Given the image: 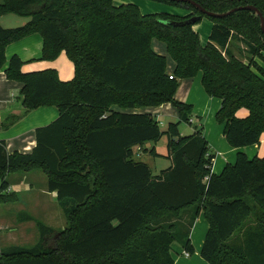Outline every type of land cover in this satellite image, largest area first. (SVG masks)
Returning <instances> with one entry per match:
<instances>
[{
	"label": "trees",
	"instance_id": "16d2710c",
	"mask_svg": "<svg viewBox=\"0 0 264 264\" xmlns=\"http://www.w3.org/2000/svg\"><path fill=\"white\" fill-rule=\"evenodd\" d=\"M156 1L191 13L143 14L134 3L114 0L0 1V16L29 17L17 27L0 23V70L8 64L7 78L22 83L23 114L40 106L59 109L54 121L37 128L31 153H9L0 140V203L14 200L7 192L11 173L40 170L68 222L53 235V227L22 212L20 220L35 221L39 240L2 248L0 264H176L171 244L179 240L190 255L195 251L189 228L202 209L210 227L200 253L209 264H264V155L239 152L213 173L215 154L202 129L179 130L182 121L191 122L192 105L175 98L181 79L202 73L206 93L221 99L216 120L225 123L228 143H260L264 67L255 58L264 59L261 18L248 9L212 17L190 2ZM194 1L216 13L250 4L264 16V0ZM204 17L213 26L202 45L193 26ZM33 33L43 37L42 59L66 51L72 79H60L55 68L25 72L18 55L7 61V46ZM153 38L166 43L176 62L173 78L166 56L152 49ZM168 102L180 119L166 129L151 113L112 109ZM240 109L248 115L238 116ZM164 135L172 163L155 175L135 160L134 149Z\"/></svg>",
	"mask_w": 264,
	"mask_h": 264
},
{
	"label": "crops",
	"instance_id": "0c3cea01",
	"mask_svg": "<svg viewBox=\"0 0 264 264\" xmlns=\"http://www.w3.org/2000/svg\"><path fill=\"white\" fill-rule=\"evenodd\" d=\"M126 3H134L139 6L143 14H150V12H145L144 9H142L140 5L141 3L137 0H119L118 5ZM154 7H156V10L153 11L154 13L166 12L180 16H186L191 13L190 10L186 8L181 11H175L172 8H166L164 6L159 5H156ZM149 8H153V6H150ZM7 15L8 14L1 15L0 19L1 17H5ZM205 18L207 17H204L199 23L193 26V29L199 34L202 45L206 44V39L209 38L208 36L210 35L213 26V22H207ZM151 47L156 53L163 54L166 56V72L169 75H172L176 67V62L170 56L166 43L157 38H153L151 41ZM42 49L43 37L39 33H33L18 41L12 42L7 46V61L9 62L10 58L13 55H18L24 62L23 70L25 72L55 68L58 71L60 79L64 81L70 80L74 77V63L68 57L66 51H62L59 56L54 60H46L41 58ZM235 52L238 53V51ZM258 59L260 58H255L258 64L263 66L258 61ZM7 65L8 64H6L4 68L0 70V140H5L6 148L9 153H13L15 151H18L20 153H31L33 151V148L37 144V128L45 126L54 121L59 116V109L58 107L53 105L40 106L23 114L24 108L22 105V101L20 99H17L18 92H20L22 88V83L7 78L5 74V68L7 67ZM201 80L202 73H199L194 77L181 79L179 81V86L175 93V98L181 102L192 105L193 115L190 118L191 122L189 124L195 126V128H193L192 132L188 133V135L193 134L197 126L202 129L203 136L206 138L210 146V151L215 154L212 172L215 174H220L227 163L235 162L237 154L239 152H245L250 158H253L254 156H263L264 135L260 143L249 145L246 147H232L228 143L224 136L225 123H220L216 120V113L221 107V99L209 96L206 93ZM117 107L118 105H113L112 109L124 112L151 113L156 117V119L160 123L161 117L163 116L175 118L174 120L180 119L177 108L174 107L170 102L163 103L158 106H143L139 108L118 109ZM237 115L240 117H245L248 115V111L246 109H240L237 112ZM215 122L218 124H216ZM179 130L181 135H183L184 133L181 131L180 125ZM159 141H150L144 144L143 146L137 147L138 150H143L146 153L150 152L153 157L165 159V162H167L166 166L159 165V168L156 167L157 170L155 171V173L154 171H152L155 175L159 174L161 170L169 167L172 163L171 159L166 157L168 154L167 148L164 152L158 151L157 143ZM154 152L160 155L156 156L154 155ZM135 153L139 154L137 152ZM135 160L137 159L135 158ZM30 173V171L17 172L11 173L8 176L9 187L7 189V192L9 194H13L12 196L14 200L8 203H0V205H2L0 206L2 209L0 210V236H3V239H0V252L2 248L13 245L9 243L5 244L4 240L8 237H12L15 233V229L26 227V225L24 224L27 222L33 221L35 223L34 220H20L19 215L22 212L29 213L35 219L41 220L35 215L34 212L36 210L40 211L44 209V211H48L49 209H51L57 211L56 209H58L55 205L54 200L56 199L57 201V193L56 191L48 190V178L46 174L42 172L47 178V183H45V178H43V183L41 178L42 176L39 174V172H36L31 176H27ZM40 183L41 185H39ZM22 193H24V196H27L28 198L27 201H24V203L21 202L20 194ZM12 202H17L18 205L16 207L7 206ZM4 207H7V209H5ZM11 211L12 213L15 212L16 216L15 224L13 225L10 224V220L8 219L12 216V214H10ZM59 213L61 212L59 211ZM63 215L64 213L62 211V216ZM63 217H65V215ZM65 218L63 219V221H65ZM4 223L6 225H4ZM47 225L53 227L52 225ZM65 227H63V229ZM209 227L210 225L205 216V211L202 209L196 217L192 229L190 231L191 243L193 244L194 249L196 248V253L199 254L200 258L196 257L192 259L191 255L186 256V248L184 244L181 241L176 240L171 244V253L176 264H209L208 262L203 261L204 258H202L200 253Z\"/></svg>",
	"mask_w": 264,
	"mask_h": 264
},
{
	"label": "rangeland",
	"instance_id": "374dc122",
	"mask_svg": "<svg viewBox=\"0 0 264 264\" xmlns=\"http://www.w3.org/2000/svg\"><path fill=\"white\" fill-rule=\"evenodd\" d=\"M137 1H139L141 3L140 5H141L142 9H144L145 12H150V13H154L153 11L156 10V7H154V6H156V5L164 6L166 8H172L175 11H181V10L185 9V7L173 6V5H169L167 3H162V2H159L156 0H137ZM114 3L118 5L119 0H114ZM150 6H153V8H149ZM28 20H29V17L19 16V15L13 14V13L8 14L5 17H1V19H0L2 26H4V27L21 26V25L25 24ZM205 20L207 22H211V20L209 18H205ZM207 42H208V38L206 39V43ZM239 45L243 48V50L245 51L244 54L247 56L248 55V52H247L248 48L242 43H239ZM234 49H235V51H238L236 47ZM236 54H237V52H236ZM262 60L264 61V59H262ZM262 60L258 59V61L264 66V62ZM19 94L20 93L18 92V95ZM117 108L118 109H124V108H121L119 106ZM192 115L193 114H190V116H192ZM174 119L175 118H172L169 116H163V117H161L160 126L162 127V129H166L167 125L169 124L170 121L175 122V121L179 120V119L178 120L177 119L174 120ZM216 124H218V123H216ZM193 128H195V126H193V125H191L185 121H182L180 123V129L184 133L183 135H188V133H191ZM166 145H167V136L164 135L161 138V140L157 143L158 151H160V152L166 151V148H167ZM147 147H149V146H147ZM134 150H135V152L139 153V154L135 153V158L137 160H141V161L148 163L151 166V168L153 169L152 171H154V173L157 170L156 167L159 168V165H165L166 166L167 162H165V159H161L159 157H153V155L150 152L146 153L143 150H138L137 147H135ZM163 168H164V166H163ZM30 172L31 173L28 174L27 176H31V175L35 174L36 172H39V174L42 176L41 178H42L43 183H44L43 178H45V183H47V178H46L45 174H43L41 171H30ZM15 175H17V174H15ZM12 178H14V177H12ZM28 182H29V180H28ZM39 185H41V183ZM0 186H1V178H0ZM20 195H21V202L24 203L25 200L27 201L28 198H27V196H24V193H22ZM54 200H55V205L58 208V209H56L57 211H54L51 209H49L48 211H44V209H43L40 211L36 210L34 213L37 217H39L45 223L52 225L55 229V232L53 235H56V232H60L63 229V227L67 226L68 222H67V219L65 217H63L64 215L62 216L61 208L58 205L56 199H54ZM17 205H18L17 202H12V203L8 204L7 206L16 207ZM0 206H2V205H0ZM4 208L7 209V207H4ZM0 210H2L1 207H0ZM59 211L61 213H59ZM10 214H12V216L8 219L10 220L9 221L10 224L13 225V224H15V219H16L15 218L16 217L15 212L12 213V211H11ZM64 218H65V221H63ZM7 224H8V221H7ZM4 225H6V224L4 223ZM24 225H26V227H23L20 229H15V233L13 234V236L8 237L4 240L5 244L9 243V244H13V245L16 244V245H22V246H31L34 243H36L40 237V233H39V230L37 229V225L33 221L27 222ZM189 229H190L189 231H191L192 227L190 226ZM0 239L2 240L3 236H0ZM196 251L197 250L195 248V251L191 254L192 259L196 258V257L200 258L199 254L196 253ZM203 261L208 262L205 259Z\"/></svg>",
	"mask_w": 264,
	"mask_h": 264
},
{
	"label": "water",
	"instance_id": "95a60500",
	"mask_svg": "<svg viewBox=\"0 0 264 264\" xmlns=\"http://www.w3.org/2000/svg\"><path fill=\"white\" fill-rule=\"evenodd\" d=\"M170 1H179V2H190L192 3L193 5H195L203 14H206L208 16H212V17H223V16H226L234 11H237L239 9H248V10H254L257 12V14L260 16L261 18V21H262V30L264 32V16L262 14V12L255 6L253 5H250V4H247V5H241V6H238V7H234L232 8L231 10H229L228 12H225V13H216V12H212V11H209L207 10L206 8H204L202 5H200L198 2L194 1V0H170ZM198 18H200V16H193L191 18V20L193 22H196V20H198Z\"/></svg>",
	"mask_w": 264,
	"mask_h": 264
},
{
	"label": "built area",
	"instance_id": "2783aa9c",
	"mask_svg": "<svg viewBox=\"0 0 264 264\" xmlns=\"http://www.w3.org/2000/svg\"><path fill=\"white\" fill-rule=\"evenodd\" d=\"M170 77L173 78V75H170ZM213 164H214V159H213ZM213 164H212V167H213ZM185 255H186V256H190V253L186 251V252H185Z\"/></svg>",
	"mask_w": 264,
	"mask_h": 264
}]
</instances>
